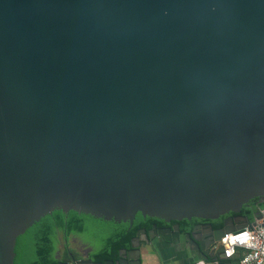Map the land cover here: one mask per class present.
Segmentation results:
<instances>
[{
  "label": "water",
  "instance_id": "water-1",
  "mask_svg": "<svg viewBox=\"0 0 264 264\" xmlns=\"http://www.w3.org/2000/svg\"><path fill=\"white\" fill-rule=\"evenodd\" d=\"M254 199L264 0H0V264H45L59 217L111 240L231 213L182 248L214 260Z\"/></svg>",
  "mask_w": 264,
  "mask_h": 264
},
{
  "label": "flooded vegetation",
  "instance_id": "flooded-vegetation-1",
  "mask_svg": "<svg viewBox=\"0 0 264 264\" xmlns=\"http://www.w3.org/2000/svg\"><path fill=\"white\" fill-rule=\"evenodd\" d=\"M259 203L257 199L253 205ZM239 215L247 219L245 214ZM228 216L230 215L215 220L148 219L133 225L130 236L111 240L103 239L90 228L82 232L68 231L64 223L59 224L58 218L49 234L45 264H107L116 256L128 257L131 259L129 264H137L136 259L139 257L141 264H144L151 262L149 255L155 249L171 253L170 264H177L181 260L193 264L191 258L185 259L182 250L189 244L187 236L192 235L200 239L208 235L216 237L222 220ZM172 233H175L174 238L171 237ZM165 239H170V242H165ZM172 242L175 244L172 245Z\"/></svg>",
  "mask_w": 264,
  "mask_h": 264
},
{
  "label": "built area",
  "instance_id": "built-area-1",
  "mask_svg": "<svg viewBox=\"0 0 264 264\" xmlns=\"http://www.w3.org/2000/svg\"><path fill=\"white\" fill-rule=\"evenodd\" d=\"M211 250L214 260L199 259L193 264H264V206L247 227L224 234Z\"/></svg>",
  "mask_w": 264,
  "mask_h": 264
},
{
  "label": "trees",
  "instance_id": "trees-1",
  "mask_svg": "<svg viewBox=\"0 0 264 264\" xmlns=\"http://www.w3.org/2000/svg\"><path fill=\"white\" fill-rule=\"evenodd\" d=\"M257 199H254L248 203H246L245 205L241 206L239 214H245L247 217V220L250 222L252 220V217L254 215V213L262 208L264 206L263 203H259L258 205H253V203L256 201ZM248 207H250L248 209ZM227 215L233 216V214L228 213ZM65 224L66 228L68 231H75V232H82L84 229H88V227L86 225H84L82 222H80L79 220H77L75 217H73L72 215L67 216L65 219H62V217H59V224Z\"/></svg>",
  "mask_w": 264,
  "mask_h": 264
},
{
  "label": "crops",
  "instance_id": "crops-1",
  "mask_svg": "<svg viewBox=\"0 0 264 264\" xmlns=\"http://www.w3.org/2000/svg\"><path fill=\"white\" fill-rule=\"evenodd\" d=\"M149 258L151 262L150 263L144 262V264H170V260L172 256H171V253H168L164 250L155 249L150 252ZM177 264H187V263L181 260V261H178ZM188 264H191V263H188Z\"/></svg>",
  "mask_w": 264,
  "mask_h": 264
}]
</instances>
